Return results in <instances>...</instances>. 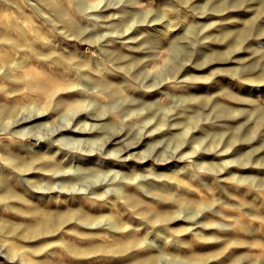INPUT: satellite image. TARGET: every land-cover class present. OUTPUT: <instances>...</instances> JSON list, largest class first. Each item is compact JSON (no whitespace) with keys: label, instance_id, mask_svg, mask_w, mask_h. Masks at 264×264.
<instances>
[{"label":"rangeland","instance_id":"374dc122","mask_svg":"<svg viewBox=\"0 0 264 264\" xmlns=\"http://www.w3.org/2000/svg\"><path fill=\"white\" fill-rule=\"evenodd\" d=\"M0 264H264V0H0Z\"/></svg>","mask_w":264,"mask_h":264},{"label":"bare ground","instance_id":"6f19581e","mask_svg":"<svg viewBox=\"0 0 264 264\" xmlns=\"http://www.w3.org/2000/svg\"><path fill=\"white\" fill-rule=\"evenodd\" d=\"M37 139H38V140H41L42 137H41V138L38 137ZM45 189H47V188H45ZM39 190H40V189H39ZM41 190H43V189H41ZM65 191H69V190H67V189H60V190H59V192H65ZM43 197H45V196H43Z\"/></svg>","mask_w":264,"mask_h":264}]
</instances>
